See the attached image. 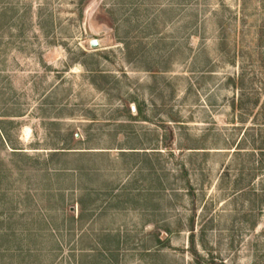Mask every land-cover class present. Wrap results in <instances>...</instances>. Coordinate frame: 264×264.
Instances as JSON below:
<instances>
[{
	"label": "rangeland",
	"instance_id": "obj_1",
	"mask_svg": "<svg viewBox=\"0 0 264 264\" xmlns=\"http://www.w3.org/2000/svg\"><path fill=\"white\" fill-rule=\"evenodd\" d=\"M0 264H264V0H0Z\"/></svg>",
	"mask_w": 264,
	"mask_h": 264
},
{
	"label": "water",
	"instance_id": "obj_2",
	"mask_svg": "<svg viewBox=\"0 0 264 264\" xmlns=\"http://www.w3.org/2000/svg\"><path fill=\"white\" fill-rule=\"evenodd\" d=\"M91 44H92V46H93L94 48H96V47H98L99 42H98V40H93Z\"/></svg>",
	"mask_w": 264,
	"mask_h": 264
}]
</instances>
